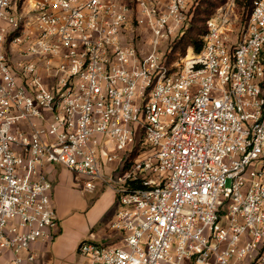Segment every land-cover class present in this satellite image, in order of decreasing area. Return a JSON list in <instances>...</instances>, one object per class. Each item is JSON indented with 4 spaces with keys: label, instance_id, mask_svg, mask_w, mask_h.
I'll list each match as a JSON object with an SVG mask.
<instances>
[{
    "label": "built area",
    "instance_id": "2783aa9c",
    "mask_svg": "<svg viewBox=\"0 0 264 264\" xmlns=\"http://www.w3.org/2000/svg\"><path fill=\"white\" fill-rule=\"evenodd\" d=\"M196 2L0 0V264L53 236L46 165L91 190L115 159V234L82 264H264V0L176 56Z\"/></svg>",
    "mask_w": 264,
    "mask_h": 264
},
{
    "label": "crops",
    "instance_id": "0c3cea01",
    "mask_svg": "<svg viewBox=\"0 0 264 264\" xmlns=\"http://www.w3.org/2000/svg\"><path fill=\"white\" fill-rule=\"evenodd\" d=\"M108 163H105V177L96 180V187L91 191L85 186L87 177L61 164L45 166L46 176L53 184L52 201L59 222L51 238H43L33 244L35 259L28 264H82L84 259L77 254L82 240L93 238L103 242L113 237L115 232L110 221L118 204L116 191L107 175L118 165L111 167Z\"/></svg>",
    "mask_w": 264,
    "mask_h": 264
},
{
    "label": "trees",
    "instance_id": "16d2710c",
    "mask_svg": "<svg viewBox=\"0 0 264 264\" xmlns=\"http://www.w3.org/2000/svg\"><path fill=\"white\" fill-rule=\"evenodd\" d=\"M224 1L225 0H201L202 7H200V4L199 7H196L194 18L191 25L187 28L188 31L179 39H184L183 52L189 45L192 46L195 51L201 50L203 47V36L207 30V21L211 17L210 15L213 13L214 9L220 6ZM256 1L257 0H242L240 3L248 9V14L250 15ZM138 152L139 149L136 148L129 157V162L136 157Z\"/></svg>",
    "mask_w": 264,
    "mask_h": 264
},
{
    "label": "rangeland",
    "instance_id": "374dc122",
    "mask_svg": "<svg viewBox=\"0 0 264 264\" xmlns=\"http://www.w3.org/2000/svg\"><path fill=\"white\" fill-rule=\"evenodd\" d=\"M240 1H242V0H235L236 11L238 13V19H239L237 22V27H239L241 23L245 22V20L247 19L248 15H249L248 9L245 6L241 5ZM226 2H227V0H225L222 4H220V6L215 8L213 13L210 16H213L219 10L220 7L226 5ZM195 4H196V7H199V4H200V7H202L201 0H197V2ZM195 11H196V8H195ZM194 15H195V13H194ZM198 25H200V24H198ZM186 31H188V30L186 29ZM183 46H184V39H182V40L178 39L175 42V44L173 45V47H174L173 51L175 53L174 55L179 56V55L185 54V53H187V51L190 48H192V46L189 45V46H187V48L183 52ZM105 142L107 145H109V141L106 138H105ZM114 151L118 152L121 157H124L126 155L124 152L117 151V149H115V146L113 144H110L107 148V152H114ZM144 152H145V150H144ZM119 160L120 159H115V160L109 162L108 165L111 167H116L119 163ZM109 175L110 174H108L107 176L109 177ZM85 190H87V189H85Z\"/></svg>",
    "mask_w": 264,
    "mask_h": 264
}]
</instances>
